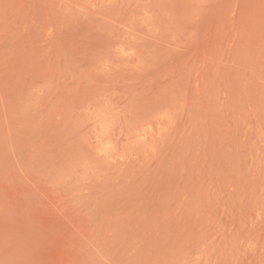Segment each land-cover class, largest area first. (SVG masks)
<instances>
[{
    "label": "rangeland",
    "instance_id": "obj_1",
    "mask_svg": "<svg viewBox=\"0 0 264 264\" xmlns=\"http://www.w3.org/2000/svg\"><path fill=\"white\" fill-rule=\"evenodd\" d=\"M0 264H264V0H0Z\"/></svg>",
    "mask_w": 264,
    "mask_h": 264
}]
</instances>
